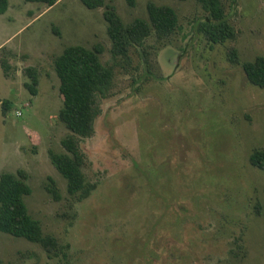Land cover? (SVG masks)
Returning <instances> with one entry per match:
<instances>
[{
	"label": "rangeland",
	"instance_id": "374dc122",
	"mask_svg": "<svg viewBox=\"0 0 264 264\" xmlns=\"http://www.w3.org/2000/svg\"><path fill=\"white\" fill-rule=\"evenodd\" d=\"M130 1L106 0L125 22L147 19L150 1L170 6L179 27L115 61L105 8L8 0L0 15V174L27 173L28 213L67 246L49 258L0 232V264H264V172L249 162L264 149V89L229 60L232 50L241 62L264 56V0H223L236 38L222 45L198 30L205 13L194 1ZM98 44L115 77L80 143L95 189L79 201L49 158L69 134L53 59ZM28 67L39 72L35 97Z\"/></svg>",
	"mask_w": 264,
	"mask_h": 264
},
{
	"label": "trees",
	"instance_id": "16d2710c",
	"mask_svg": "<svg viewBox=\"0 0 264 264\" xmlns=\"http://www.w3.org/2000/svg\"><path fill=\"white\" fill-rule=\"evenodd\" d=\"M54 6L58 0H25ZM88 9L105 8L103 18L110 40L111 59L129 58L133 48H141L145 53V42L151 36L163 39L173 35L179 27L176 11L167 5H157L148 2L146 6L147 19L136 18L125 22L116 12V8L106 0H80ZM194 1L204 11L205 18L199 31L214 45L225 44L236 38L234 27L230 24L223 0H180ZM130 1V5L133 4ZM8 10V0H0V15ZM104 48L98 44L93 48L82 45L67 46L60 55L53 59V68L59 80V95L62 108L58 113L61 124L69 131L62 140L63 152H49V158L54 168L67 182V192L77 196L81 201L90 196L95 185L90 184L83 171L85 156L80 149L82 139L90 138L95 132V121L101 115V102L111 95L115 70L114 65L104 63L101 55ZM229 60L241 65L248 82L264 89V56L259 55L253 61L241 62L236 50H232ZM6 68V67H5ZM8 68V67H7ZM29 81L24 87L32 96L38 95L39 72L28 67L24 70ZM7 111L8 102H4ZM250 164L264 172V149H254L249 156ZM27 173L18 170L16 173L0 174V232L24 238L38 244L49 258L65 256L67 246L60 244L51 234H45L40 224L29 213L25 197L31 189L26 183ZM46 186L48 193L54 199L60 195L55 182L49 179ZM260 209V207L258 206Z\"/></svg>",
	"mask_w": 264,
	"mask_h": 264
}]
</instances>
